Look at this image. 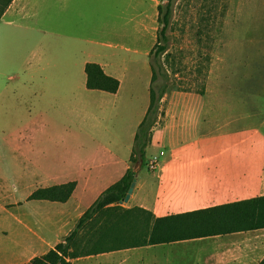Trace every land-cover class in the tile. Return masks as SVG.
I'll return each instance as SVG.
<instances>
[{
    "label": "crops",
    "instance_id": "crops-1",
    "mask_svg": "<svg viewBox=\"0 0 264 264\" xmlns=\"http://www.w3.org/2000/svg\"><path fill=\"white\" fill-rule=\"evenodd\" d=\"M161 3L12 0L1 14L2 155L22 164L19 178L58 181L34 191L68 182H75V188L64 202L34 200L42 209L37 215L29 214V204H16L14 211L7 208V215L0 217V264H25L54 247L129 167L132 148L127 158L121 157L113 149L118 137L109 126L86 134L87 140L75 132V142L89 146L90 154L67 165L64 161L54 173L44 172L32 151L43 144L47 123L53 128L59 121L84 123L90 115L85 98L94 94L106 100L104 112L112 118L123 113L116 101L123 98L129 68L124 58L118 60V52L143 53L149 23L157 19ZM88 63L119 81L115 93L87 88ZM129 84L134 85V79ZM204 95L175 92L168 106L160 108L163 123L153 127L146 148L147 164L156 160L157 168L137 172L131 207L164 217L264 196V113L233 111L224 123L217 122L220 113ZM179 98L186 102L182 105ZM144 115L133 120L132 143ZM7 178L0 176V188L13 185L2 183ZM51 231L54 239L46 236ZM30 240L31 245L25 242ZM205 241L204 246L193 245ZM70 264H264V228L80 256Z\"/></svg>",
    "mask_w": 264,
    "mask_h": 264
},
{
    "label": "rangeland",
    "instance_id": "rangeland-1",
    "mask_svg": "<svg viewBox=\"0 0 264 264\" xmlns=\"http://www.w3.org/2000/svg\"><path fill=\"white\" fill-rule=\"evenodd\" d=\"M166 2L162 0L161 4ZM149 25L151 27L146 42L143 41L141 55L118 52V60L124 58L129 68L123 85V98L116 101V106L123 109V113L112 118L104 112L106 100L94 94L85 98L90 103L86 109L90 110V115L84 123L59 121L56 128L47 123L43 144L32 151L44 172L54 173L64 167V161L67 165L69 161L89 155L92 149L78 145L74 133L77 132L81 140H87L86 134L96 133L102 126L113 128L112 135L118 137L113 149L121 157L127 158L133 145V120L139 114L144 115L149 103L151 69L150 58L145 51L156 43L159 23L156 19ZM167 36L168 57L164 63L169 71L170 84L160 108L168 106L173 93H186L185 90L191 89L193 94L205 82L204 97L220 113L215 121L224 123L233 111L244 110L248 113L254 109L264 113V0H174ZM207 64L209 69L206 75ZM132 79L135 84L128 87ZM179 101L182 105L186 102L183 98H179ZM163 120L162 114L155 126L163 123ZM3 156L0 149V158L4 159L0 162V176L12 178L2 183L13 185L0 188V217L7 215V208L14 211L19 203L29 204L32 206L29 214L37 215L42 209L37 207L38 201L29 199L30 194L36 186L58 181L39 183L32 176L19 178L23 171L22 164H14L11 157ZM122 206L129 208L131 204L127 201ZM1 229L5 231V228ZM46 236L54 239L55 235L51 231ZM25 242L33 243L32 240ZM207 242L193 245L204 246Z\"/></svg>",
    "mask_w": 264,
    "mask_h": 264
},
{
    "label": "trees",
    "instance_id": "trees-1",
    "mask_svg": "<svg viewBox=\"0 0 264 264\" xmlns=\"http://www.w3.org/2000/svg\"><path fill=\"white\" fill-rule=\"evenodd\" d=\"M11 1L0 0V16ZM173 2L167 0L157 8V39L149 53V104L135 132L129 167L117 182L107 187L82 213L61 241L25 264H70V259L80 256L264 228V196L164 217H156L142 207L122 206L130 184L135 179V166L139 161L140 169L147 165L146 148L151 142L153 127L163 114L160 112V102L169 91L170 75L164 60L168 57L167 32ZM85 73L88 89L115 93L119 87V81L106 75L96 63L86 64ZM204 86L205 82L195 93L203 96ZM185 92H191V89ZM74 188L75 182L38 188L30 194L29 199L64 202Z\"/></svg>",
    "mask_w": 264,
    "mask_h": 264
},
{
    "label": "water",
    "instance_id": "water-1",
    "mask_svg": "<svg viewBox=\"0 0 264 264\" xmlns=\"http://www.w3.org/2000/svg\"><path fill=\"white\" fill-rule=\"evenodd\" d=\"M140 164H141V161H139L136 165V167L134 168V171H135V179L132 181V183L130 184V187L128 189V192L123 200V202H127L130 198V195L131 193L133 192V189L135 187V184H136V176H137V172L139 171L140 169Z\"/></svg>",
    "mask_w": 264,
    "mask_h": 264
},
{
    "label": "built area",
    "instance_id": "built-area-1",
    "mask_svg": "<svg viewBox=\"0 0 264 264\" xmlns=\"http://www.w3.org/2000/svg\"><path fill=\"white\" fill-rule=\"evenodd\" d=\"M147 168L151 172L155 171L156 168H157V161L156 160L149 161L148 164H147Z\"/></svg>",
    "mask_w": 264,
    "mask_h": 264
}]
</instances>
